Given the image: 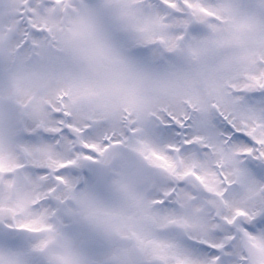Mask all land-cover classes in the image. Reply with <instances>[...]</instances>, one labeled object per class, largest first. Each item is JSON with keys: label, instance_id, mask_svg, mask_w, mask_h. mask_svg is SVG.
<instances>
[{"label": "snow or ice", "instance_id": "1", "mask_svg": "<svg viewBox=\"0 0 264 264\" xmlns=\"http://www.w3.org/2000/svg\"><path fill=\"white\" fill-rule=\"evenodd\" d=\"M0 264H264V0H0Z\"/></svg>", "mask_w": 264, "mask_h": 264}]
</instances>
